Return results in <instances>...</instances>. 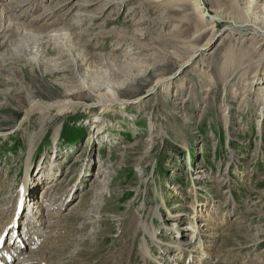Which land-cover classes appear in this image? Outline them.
Masks as SVG:
<instances>
[{
	"label": "rangeland",
	"instance_id": "rangeland-1",
	"mask_svg": "<svg viewBox=\"0 0 264 264\" xmlns=\"http://www.w3.org/2000/svg\"><path fill=\"white\" fill-rule=\"evenodd\" d=\"M202 3L0 0V264H264V44L230 22L264 0Z\"/></svg>",
	"mask_w": 264,
	"mask_h": 264
},
{
	"label": "bare ground",
	"instance_id": "bare-ground-1",
	"mask_svg": "<svg viewBox=\"0 0 264 264\" xmlns=\"http://www.w3.org/2000/svg\"><path fill=\"white\" fill-rule=\"evenodd\" d=\"M191 1L193 2V4H195V6L197 8L200 9L201 8V5L203 7L202 0H191ZM214 18H220V17L218 15H215ZM230 22H231V26H233V28H236V29H240V26L241 25H244V26L249 25L254 30L253 32L255 34V37L259 41L258 42V45L264 44V24L262 23V20H258V19H253V20L244 19V21H240L238 23L237 20H232L231 19ZM248 38H250V37H248ZM166 79L168 80V79H170V77L168 76ZM117 96H118L117 92H113V93H110V94L107 93L106 95L105 94H101V95L99 94V96H97L98 99L96 101V104L100 107L101 110L108 111V109H109L110 106H112V105H114L116 103L123 104V103H125L124 101H127V100L121 101L122 99H120L119 96L118 97ZM60 105L61 106H59V109H62L63 107L68 106L69 104L66 101V102H63ZM36 106L39 107V106H43V105H39V104H33V105H31V107H36ZM39 108H41V107H39ZM51 175H52V173H51ZM27 191H30V188L29 187L27 188ZM31 196L32 195L29 194L28 197H27V199H26V201L29 200V202L32 204V206L35 207V209H38L40 202H38V200H36L33 203L31 201L32 200V197Z\"/></svg>",
	"mask_w": 264,
	"mask_h": 264
}]
</instances>
